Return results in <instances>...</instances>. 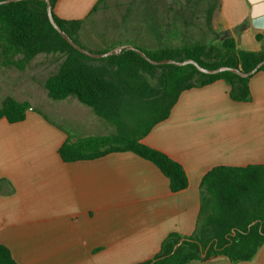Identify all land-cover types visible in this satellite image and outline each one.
<instances>
[{"label":"crops","instance_id":"1","mask_svg":"<svg viewBox=\"0 0 264 264\" xmlns=\"http://www.w3.org/2000/svg\"><path fill=\"white\" fill-rule=\"evenodd\" d=\"M106 1L58 0L54 13L83 22L75 31L79 34ZM255 15L264 17V0H185L181 9L167 13L165 23L147 13V32L162 42L156 48L169 44L162 34L175 32L200 34L190 42L233 38L238 49L260 52L264 30L254 26ZM47 79L42 86L35 79L22 80L0 101L2 106L12 97L31 105L22 122L0 120V245L18 264L153 260L170 234L187 237L196 231L206 174L220 166L264 165V71L252 77L248 102L233 101L222 80L184 91L169 117L141 140L185 169L189 185L176 193L152 162L131 152L64 162L59 150L67 140L107 136L117 129L92 108H58L45 101L42 106ZM188 264H264V244L250 262L219 256Z\"/></svg>","mask_w":264,"mask_h":264},{"label":"trees","instance_id":"2","mask_svg":"<svg viewBox=\"0 0 264 264\" xmlns=\"http://www.w3.org/2000/svg\"><path fill=\"white\" fill-rule=\"evenodd\" d=\"M50 1L56 23L79 44L72 34L83 22L59 18L54 13L58 0ZM257 38L262 40L263 37L258 35ZM134 46L155 61L193 59L207 69L226 66L248 73L264 60V49L260 52L240 50L233 38L217 43H169L156 49ZM40 54L62 59L58 71L45 82L50 99L61 101L74 96L117 129L115 134L107 136L67 140L59 150L62 160L71 163L131 152L152 162L168 178L170 189L175 193L189 185L185 169L141 140L156 124L169 117L186 90L222 80L230 86L233 101L250 100L252 77L242 78L229 71L207 75L193 65H153L129 50L94 59L73 48L52 26L46 2L23 0L0 5L2 65L24 71ZM30 107L27 101L8 97L0 107V120L6 119L12 124L22 122ZM201 196L202 206L194 234L187 237L170 234L154 259L142 264H188L219 256L238 263L255 258L264 244V165L216 167L203 178ZM181 240L182 244L174 251ZM205 251L207 255L203 258ZM0 264H18L4 245H0Z\"/></svg>","mask_w":264,"mask_h":264},{"label":"rangeland","instance_id":"3","mask_svg":"<svg viewBox=\"0 0 264 264\" xmlns=\"http://www.w3.org/2000/svg\"><path fill=\"white\" fill-rule=\"evenodd\" d=\"M182 2H185V0H109L104 2L106 4L105 8L104 5H101L103 9H99L82 26L81 33L72 34L71 32V34L82 47L94 54H102L115 47L127 44L156 49L162 42L154 41V35L147 32L151 28L147 13L158 14L160 20L165 23L167 13H170L171 9H181ZM129 8V15L124 23L123 15ZM162 35L168 38V43L177 45L190 42L193 36L196 39L200 37V34L175 32ZM61 62L62 59L58 56L40 54L33 59L28 69L24 71H20L15 67H0V101L5 93L11 91L14 93L16 91L15 87L22 83V80L35 79L36 83L42 86L45 78L58 71ZM42 98V96L39 97V99ZM43 101L48 106L58 105V108H90L74 96L69 97L67 101H55L46 97L45 100L40 101V104L45 106L42 103ZM34 104L38 106V103L35 102Z\"/></svg>","mask_w":264,"mask_h":264},{"label":"water","instance_id":"4","mask_svg":"<svg viewBox=\"0 0 264 264\" xmlns=\"http://www.w3.org/2000/svg\"><path fill=\"white\" fill-rule=\"evenodd\" d=\"M18 1H23V0H5V1H0V5L2 4H9L12 2H18ZM37 1H43L46 2L47 4V14H48V19L50 21V23L52 24V26L58 31V33L76 50H78L79 52H81L82 54L94 58V59H102V58H107V57H111V56H115L118 55L120 53H122L124 50H129V51H134L136 53H138L139 55H141L145 60H147L148 62H150L153 65H166V64H171V65H175V66H186V65H193L197 68V70L203 74H207V75H216L222 72H232L234 74L239 75L242 78H249V77H253L254 75H256L261 68L264 67V60H262L253 70H251L248 73L243 72L240 69L237 68H230V67H220L218 69H207V68H203L202 66H200L195 60L193 59H187L184 61H177V60H162V61H155L152 60L151 58H149L147 56L146 53H144L142 50H140L139 48H136L133 45H123V46H118L113 48L112 50L102 53V54H94L90 51H88L87 49L83 48L81 45H79L78 43H76L69 34H67L57 23L56 20L54 18V14H53V6H52V2L50 0H37ZM256 17L254 18L253 24L256 28L262 29L264 30V17H258L257 15H255ZM256 222H254L253 224H255ZM183 240H181V242L175 247L174 251L177 249V247H179L182 244ZM207 255V251H205L202 255V257H206Z\"/></svg>","mask_w":264,"mask_h":264}]
</instances>
